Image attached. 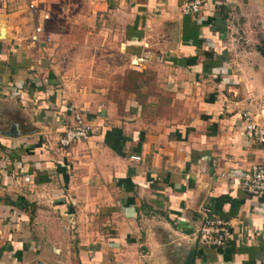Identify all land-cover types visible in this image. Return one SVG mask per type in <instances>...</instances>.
<instances>
[{
	"label": "crops",
	"instance_id": "crops-1",
	"mask_svg": "<svg viewBox=\"0 0 264 264\" xmlns=\"http://www.w3.org/2000/svg\"><path fill=\"white\" fill-rule=\"evenodd\" d=\"M192 1L0 0V264H264V0Z\"/></svg>",
	"mask_w": 264,
	"mask_h": 264
},
{
	"label": "built area",
	"instance_id": "built-area-1",
	"mask_svg": "<svg viewBox=\"0 0 264 264\" xmlns=\"http://www.w3.org/2000/svg\"><path fill=\"white\" fill-rule=\"evenodd\" d=\"M203 3V0L186 3L183 7V13L185 15L199 13L203 7ZM31 10L36 11V6L31 5ZM49 19L50 15L45 13L44 21H48ZM43 31L42 27L36 29V34L33 37L34 43L39 41V35ZM70 111L74 115L75 124H67L64 127L60 139V147L64 150L70 149L80 142L89 141L94 133L93 126L85 122L80 113L75 109H71ZM243 118L245 120L246 134L264 149V123H261L249 112L244 113ZM134 160H140V158L134 157ZM241 183L249 195L254 197L264 195V161L253 165L249 170L245 171ZM204 214L205 219L198 234L199 244L205 248H224L228 245L232 235L230 222L221 218H212L208 210H205Z\"/></svg>",
	"mask_w": 264,
	"mask_h": 264
},
{
	"label": "water",
	"instance_id": "water-1",
	"mask_svg": "<svg viewBox=\"0 0 264 264\" xmlns=\"http://www.w3.org/2000/svg\"><path fill=\"white\" fill-rule=\"evenodd\" d=\"M0 38H2V36Z\"/></svg>",
	"mask_w": 264,
	"mask_h": 264
}]
</instances>
